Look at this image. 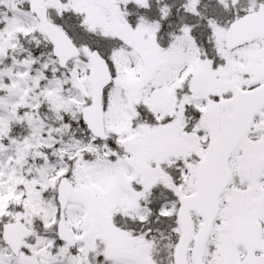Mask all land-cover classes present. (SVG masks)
Listing matches in <instances>:
<instances>
[{
	"label": "snow or ice",
	"instance_id": "snow-or-ice-1",
	"mask_svg": "<svg viewBox=\"0 0 264 264\" xmlns=\"http://www.w3.org/2000/svg\"><path fill=\"white\" fill-rule=\"evenodd\" d=\"M0 264H264V0H0Z\"/></svg>",
	"mask_w": 264,
	"mask_h": 264
}]
</instances>
